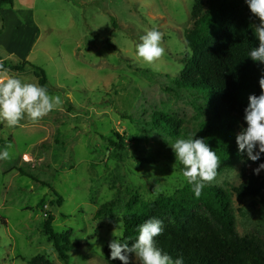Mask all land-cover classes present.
Listing matches in <instances>:
<instances>
[{"label":"rangeland","instance_id":"1","mask_svg":"<svg viewBox=\"0 0 264 264\" xmlns=\"http://www.w3.org/2000/svg\"><path fill=\"white\" fill-rule=\"evenodd\" d=\"M20 3L13 2L17 12L8 6L0 12V63L41 68L49 94L63 103L37 123L0 124V149L10 153L0 160V264H28L37 255L64 264L43 233L49 214L54 231L70 230V241L79 244L68 264H106L104 249L120 238L131 198L149 203L188 185L170 146L182 138L144 121L152 111L166 113L194 135L207 114L201 97L173 81L191 57L184 36L194 0H35L32 18ZM153 28L163 33L165 55L146 64L136 45ZM24 72L0 71L38 84L29 66ZM242 166L240 159L220 165L207 185L229 195L236 233L264 244V194L238 199L234 193ZM258 176L264 179V170ZM111 202L112 217L96 218ZM130 261L139 264L134 254Z\"/></svg>","mask_w":264,"mask_h":264},{"label":"trees","instance_id":"2","mask_svg":"<svg viewBox=\"0 0 264 264\" xmlns=\"http://www.w3.org/2000/svg\"><path fill=\"white\" fill-rule=\"evenodd\" d=\"M13 1L0 0V12L3 6H12ZM244 10L246 16L240 18ZM191 16L193 25L184 36L191 57L185 63L184 73L173 80L174 84L178 90L192 91L206 102L207 114L199 123L195 138L207 142L217 153L220 165H229L238 159L243 162L240 183L234 188L238 199L261 198L264 179L249 168L264 163V154L259 161H250L246 153L241 155L238 152L236 144V136L247 126L244 109L248 96L260 95L259 79L264 75V64L254 62L248 56L260 43L255 36V17L244 0H194ZM26 65L30 67L38 85L46 87L44 71L28 62H1L0 71L23 76ZM144 122L171 139H188L195 135L186 131L180 119L166 113L152 111ZM114 136L120 143L124 140L117 133ZM109 142L117 149H124L113 140ZM137 162L144 163L145 160L137 159ZM56 196L59 197L57 193ZM57 199V203L61 204V199ZM137 204H140L139 208L132 211V206ZM113 206L112 202L103 206L95 217H112ZM126 207L119 239L129 246L138 236L139 225L151 218L159 219V214H167L168 219H160L164 232L155 239L157 247L173 259L183 257L184 264H264V244L253 237H240L236 233L230 197L219 187L207 185L201 196L196 198L192 186L186 185L179 194H159L149 203L138 202L133 197ZM197 207H201L205 213H197ZM53 220L54 216L49 214L43 225V233L58 258L68 264V253L77 249L79 244L70 241V230L55 232ZM104 259L106 264H122L118 259H111L109 246L104 249ZM28 264L52 263L44 256L37 255Z\"/></svg>","mask_w":264,"mask_h":264},{"label":"clouds","instance_id":"3","mask_svg":"<svg viewBox=\"0 0 264 264\" xmlns=\"http://www.w3.org/2000/svg\"><path fill=\"white\" fill-rule=\"evenodd\" d=\"M251 14L260 20L255 26V36L259 46L253 48L248 56L254 62L264 64V0H244ZM136 45V57L146 64H152L165 55L162 47L163 33L153 28L146 32ZM260 95L248 96L244 109V122L236 136L238 152L246 153L248 160L256 162L264 154V75L259 79ZM63 103L59 95H50L47 87L25 82L21 78L7 73H0V124L8 128L21 125L27 119L37 123ZM177 139L170 146L176 161L182 166L185 182L192 186L193 195L199 198L208 183L215 180L220 159L202 138ZM10 147V146H9ZM10 158L7 148L0 149V160ZM264 170V163L254 169L259 175ZM164 232L163 221L151 218L138 226V236L129 246L120 239L109 243L110 257L122 264H131L130 254H134L139 264H184L183 257H173L156 245V237Z\"/></svg>","mask_w":264,"mask_h":264},{"label":"crops","instance_id":"4","mask_svg":"<svg viewBox=\"0 0 264 264\" xmlns=\"http://www.w3.org/2000/svg\"><path fill=\"white\" fill-rule=\"evenodd\" d=\"M15 1V0H14ZM13 1V2H14ZM21 0H19V3H20ZM23 1V4L20 3L22 6H24V8L26 9L27 12H29L31 14V18H32V10H33V6H34V1L35 0H22ZM10 10L12 11H18L19 8L15 7V6H8ZM9 10V11H10ZM10 13V12H9Z\"/></svg>","mask_w":264,"mask_h":264},{"label":"bare ground","instance_id":"5","mask_svg":"<svg viewBox=\"0 0 264 264\" xmlns=\"http://www.w3.org/2000/svg\"><path fill=\"white\" fill-rule=\"evenodd\" d=\"M24 158H25V160H26L27 162H29L28 159H27V157H24Z\"/></svg>","mask_w":264,"mask_h":264}]
</instances>
